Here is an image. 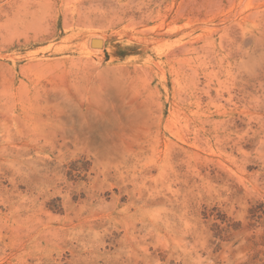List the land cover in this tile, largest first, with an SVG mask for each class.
<instances>
[{"label":"rangeland","instance_id":"obj_1","mask_svg":"<svg viewBox=\"0 0 264 264\" xmlns=\"http://www.w3.org/2000/svg\"><path fill=\"white\" fill-rule=\"evenodd\" d=\"M0 264H264V0H0Z\"/></svg>","mask_w":264,"mask_h":264},{"label":"water","instance_id":"obj_2","mask_svg":"<svg viewBox=\"0 0 264 264\" xmlns=\"http://www.w3.org/2000/svg\"><path fill=\"white\" fill-rule=\"evenodd\" d=\"M103 45V42L101 40H94V46L101 47Z\"/></svg>","mask_w":264,"mask_h":264}]
</instances>
